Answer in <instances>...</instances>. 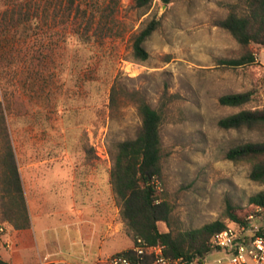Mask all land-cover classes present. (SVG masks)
<instances>
[{
  "label": "rangeland",
  "instance_id": "374dc122",
  "mask_svg": "<svg viewBox=\"0 0 264 264\" xmlns=\"http://www.w3.org/2000/svg\"><path fill=\"white\" fill-rule=\"evenodd\" d=\"M246 9L244 0H152L142 8L135 0H0V107L6 124V131L0 128L3 260L49 263V257L39 255L31 222L46 227L48 238H64L49 188L67 198L82 172L83 185L87 176L105 181L104 196L94 197L87 208H104L102 254L133 246L109 180L111 150L134 137L141 124L133 94L163 111L158 189L172 212L169 227L160 221L159 230L184 232L217 219L229 223V212L254 228L264 227V208L249 202L264 190V183L250 178L256 160L226 158L235 145L264 141V128L218 126L222 117L264 107V66L259 63H264V50L259 54L251 44L256 51L251 64L219 62L238 57L242 48L214 22L229 12L244 15ZM151 19L159 24L143 43L148 58L135 59L133 37ZM247 90L254 91L248 103L219 104L220 96ZM8 143L25 200L26 228L14 226L19 214L8 208ZM42 170L56 172L60 182H45L42 199L35 201V173ZM222 256L223 251H211L205 261L217 264L214 260Z\"/></svg>",
  "mask_w": 264,
  "mask_h": 264
},
{
  "label": "trees",
  "instance_id": "16d2710c",
  "mask_svg": "<svg viewBox=\"0 0 264 264\" xmlns=\"http://www.w3.org/2000/svg\"><path fill=\"white\" fill-rule=\"evenodd\" d=\"M152 0H135L139 8L147 7ZM172 0H161L168 4ZM247 13L238 15L229 12L223 19H218L214 25L227 30L242 48L238 57L220 58L219 62L232 66H243L255 62L256 51L251 44L258 46L260 53L264 50V0H244ZM159 21L151 19L146 26L133 37V56L138 60L148 58V52L143 43L157 28ZM254 91L224 94L219 97L221 105L241 106L248 103ZM112 96V95H111ZM137 102L141 124L132 138L117 142L111 150L112 165L109 180L115 198L120 205V215L128 232L135 239L142 238L150 245H161L164 254L169 257L193 258L204 257L211 251V236L224 229L227 225L222 220H214L184 232L174 233L172 230L160 231L158 222H164L169 227L172 205L160 195L158 185L162 182V140L160 127L163 121V111L153 108L143 97L132 95ZM1 106V103H0ZM218 126L223 129L264 128V107L261 109H243L218 120ZM0 128L6 131L4 113L0 107ZM226 158L232 161L254 159L250 178L264 183V141L245 142L228 149ZM4 163L8 177V208L19 214L14 220L16 228L29 226L25 214V200L22 186L14 160L13 150L8 143L4 154ZM251 204L264 208V190L249 198ZM230 221L237 224H249L248 219H242L235 213H228ZM258 234H264V227L258 229ZM135 259L131 248L116 252ZM0 264H9L0 257ZM64 264V263H45Z\"/></svg>",
  "mask_w": 264,
  "mask_h": 264
},
{
  "label": "crops",
  "instance_id": "0c3cea01",
  "mask_svg": "<svg viewBox=\"0 0 264 264\" xmlns=\"http://www.w3.org/2000/svg\"><path fill=\"white\" fill-rule=\"evenodd\" d=\"M259 63L261 66H264L261 60ZM78 175L81 179H73V189L66 194L67 198H63V195H58L51 187L49 188V192H51L49 201L51 205L52 203L57 204L56 213L60 216L61 222L58 228L64 229V238L61 239L58 234H56V237L48 238L46 235V227H39L38 225V227H35V221L31 222V228L35 232V235H37L35 242L38 245L39 255L41 257H49L48 262L96 264L108 256V254H102V238L104 235L101 230L102 223L100 221L104 222L105 220L104 214H102L104 208L97 206L98 209H95V211L93 209H87L88 207L91 208L94 197L96 200H99L104 196L105 181L99 177L90 180L87 176L86 184L83 185L80 180L86 175L84 176L83 172ZM57 176L56 172L53 174L51 172V174L46 175L44 170L35 173V177H39L34 184L35 197L37 196L35 201L42 199L43 185L46 188L48 186L45 182L49 181V183H52L53 181L51 180H58ZM76 176L77 174H74L72 178L76 179ZM30 177L29 175L24 178L23 182L27 181ZM58 182L60 181L58 180ZM65 201L69 202L66 207L62 205ZM36 218L39 220L37 214ZM95 249H97V252H95Z\"/></svg>",
  "mask_w": 264,
  "mask_h": 264
},
{
  "label": "built area",
  "instance_id": "2783aa9c",
  "mask_svg": "<svg viewBox=\"0 0 264 264\" xmlns=\"http://www.w3.org/2000/svg\"><path fill=\"white\" fill-rule=\"evenodd\" d=\"M0 230L3 228L0 227ZM252 224L227 223L226 227L210 238L211 251H223L224 256L214 260L217 264H264V234H258ZM135 259L113 253L96 264H207L205 257H169L161 245H150L140 237L132 246ZM210 251V252H211Z\"/></svg>",
  "mask_w": 264,
  "mask_h": 264
}]
</instances>
